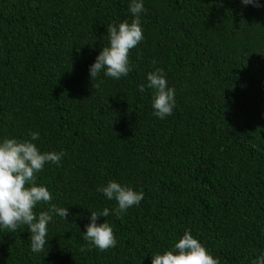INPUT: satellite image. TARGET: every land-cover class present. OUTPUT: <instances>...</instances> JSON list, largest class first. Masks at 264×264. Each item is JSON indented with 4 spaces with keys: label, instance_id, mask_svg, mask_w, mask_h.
I'll return each instance as SVG.
<instances>
[{
    "label": "trees",
    "instance_id": "16d2710c",
    "mask_svg": "<svg viewBox=\"0 0 264 264\" xmlns=\"http://www.w3.org/2000/svg\"><path fill=\"white\" fill-rule=\"evenodd\" d=\"M130 3L0 0V142L38 132L42 153H63L36 183L69 212L53 216L37 253L26 225L0 228V264H151L185 231L220 264L264 256V0H143L132 70L91 80L107 27L133 19ZM158 68L175 89L164 119L147 87ZM109 181L144 199L117 218L96 190ZM104 208L97 224L117 243L101 252L82 233Z\"/></svg>",
    "mask_w": 264,
    "mask_h": 264
},
{
    "label": "clouds",
    "instance_id": "9594fccd",
    "mask_svg": "<svg viewBox=\"0 0 264 264\" xmlns=\"http://www.w3.org/2000/svg\"><path fill=\"white\" fill-rule=\"evenodd\" d=\"M241 2L254 7L261 6L258 0ZM129 10L133 16L130 23L124 21L107 27L109 43L101 49L89 66L91 80L97 78L101 72L106 77L119 80L121 77H127L132 70L129 63L130 50L144 39L140 21V14L144 11L143 0H131ZM147 82V87L154 91L153 115L159 119L171 115L176 104L175 89L168 87L164 70L158 68L148 73ZM96 87L98 88L99 84ZM139 90L144 92V85H140ZM30 135L31 140L5 138L0 142V228L16 232L22 225H26L31 234V251L37 253L44 251L48 224L53 216L58 215L66 220L69 212L66 207L52 204L53 197L49 190L36 183L37 173L44 169L45 163L59 166L63 153H42L36 144L31 142L39 139V133L32 132ZM96 190L109 200L116 201L117 207L112 212L117 218L144 199L142 191H134L115 181H109L106 186H98ZM40 204H46L48 208L37 214L34 210ZM109 215L108 208L100 212H90V222L85 225V231L82 233L90 249L96 248L104 252L116 245L110 224L106 220L97 224L99 217L106 218ZM151 264H220V261L189 231H185L170 250L152 255ZM251 264H264V256L257 257Z\"/></svg>",
    "mask_w": 264,
    "mask_h": 264
}]
</instances>
